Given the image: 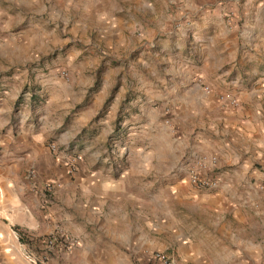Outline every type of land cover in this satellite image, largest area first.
<instances>
[{
  "label": "crops",
  "instance_id": "obj_1",
  "mask_svg": "<svg viewBox=\"0 0 264 264\" xmlns=\"http://www.w3.org/2000/svg\"><path fill=\"white\" fill-rule=\"evenodd\" d=\"M240 1L247 24H264V0ZM59 2L75 17L70 20L98 30L101 37H95V45L113 59L116 52L120 55V50L131 48L132 39L124 30L132 25L147 26L152 23L151 15L157 14L150 0ZM216 3L219 12L204 14L205 26H212L206 36L171 37L173 40L165 42L152 37V45L161 52L166 50L156 57L160 67L156 80L164 76L171 82L169 86L161 80V85L140 87L150 94L152 103L171 102L184 109L196 106L199 92H206L204 85L212 77L238 73L240 106L233 108L216 100L224 112L218 117L220 122L203 126L192 109L181 115L176 112L177 130L196 133L197 139L189 146H196L200 154L218 157V186L203 191L186 179L176 182L174 198L179 209L172 219L164 207L166 201L151 194L149 188L164 185L166 171L187 154L189 146L169 151L150 147V139L164 140L170 134L165 128H154L160 117L157 108L148 111L143 105L140 113H130L125 120L134 143L122 171L114 172L104 158L115 111L99 120L96 133L86 140L90 158L80 161L70 174L69 162L53 152L56 142L50 143L55 127L53 99L64 108L57 120L61 125L70 109L83 101L89 85L82 88L83 96L78 99L67 86L53 81L62 92H50L47 104L38 108L31 104L17 111L23 80L15 74L14 82L5 86L1 76L0 264H31L23 250L36 256L37 264H160L153 257L154 250L167 251L174 264H264V191L260 189L264 181V37H233L227 27L214 29L226 6ZM161 24L157 17L153 25ZM186 41L188 51L183 49ZM140 60L143 67L151 66L144 56ZM0 70H5L3 62ZM113 73L117 71L109 67L107 75ZM105 88L98 90L99 98L105 95ZM35 109L42 113L37 116ZM85 112L75 113L74 128L87 126ZM141 135L145 138L138 142ZM57 141L64 143L62 137ZM98 160L102 164L93 167ZM160 178L163 181L158 183ZM16 229L28 239L16 237ZM59 231L74 239L70 250L45 245L46 238Z\"/></svg>",
  "mask_w": 264,
  "mask_h": 264
},
{
  "label": "rangeland",
  "instance_id": "obj_2",
  "mask_svg": "<svg viewBox=\"0 0 264 264\" xmlns=\"http://www.w3.org/2000/svg\"><path fill=\"white\" fill-rule=\"evenodd\" d=\"M150 1L157 8L156 16L151 15L152 23L156 24L157 17H159L162 24L155 26L151 23L143 27L138 24L125 29V36L132 39L131 48L126 51L120 50L122 53L120 55L116 52V59L98 50V46L95 45V37H101L98 35V30L85 27L79 21L70 20V17H75L65 12V8L62 7L59 0L0 1V63L3 62L5 65V70H0V78L4 76L5 86L9 82H14L13 75L15 74L23 80L21 81L22 89L15 105L17 111H20L19 108L22 110L28 108L31 104L38 108V105L47 104L50 92H55V90L62 92L60 85L53 81L67 86L71 96L74 94L78 99L83 96L82 88L89 85L83 101L70 109L67 117L61 120V125L57 120L62 117L61 112L64 108L56 98L53 99L52 114L54 118L52 121H54L55 127L51 132L53 134L50 143L56 142L58 147L53 152L69 162V166L73 163L74 171L80 161L87 157L90 158L88 152L86 153L87 145L90 142L86 140L96 133L97 128L101 125L99 120L108 118L111 112L116 111V118L112 123H115V126L113 132L108 136L104 158L114 172L115 170L120 172L125 168L129 147L134 143L131 129L125 120L131 117L130 113L134 115L140 113L143 105L148 111L155 108L159 110V121L156 122L157 126L154 128H165L170 133L164 140L150 139L152 142L149 144L150 147L153 149L166 148V151H169L180 150L197 139L195 132L188 134L183 130H177L176 124L178 123L173 120L176 112L181 115L184 114L183 110L188 109L185 113H189V109H192L190 111L197 114L195 118L198 123L203 126L210 123L213 125L215 122H220L218 117L223 112L216 102V100H220L221 94L231 93L241 103L239 88L236 87L238 73L215 75L212 77L213 79L208 80L207 84L212 90L211 92L201 90L195 107H184L183 109L180 105H173L171 102L164 105L152 103V100H149L150 94L148 95L140 87L143 84L161 85V80H166V83L163 82L164 86H169L171 82L164 76L160 81L156 80L157 71H160L159 59L156 57L157 55L162 56L166 50L161 52L159 46L152 45V37H161L162 42H165L167 39L173 40L171 37L206 36V33L209 32L208 28L212 26L209 24L205 26L204 14L219 12L216 9V2H220L221 6H226L219 18L220 22L215 23L216 28L214 29L227 27L232 30L229 34H232L233 37L235 34L238 37H264V24L258 26L247 24L240 13L244 3L240 0ZM238 6L239 9L236 8ZM54 16L57 18L53 19ZM251 20L253 19L251 18ZM140 37L144 38L140 40ZM146 39H149L147 43H143ZM141 43L142 45H140ZM183 45L184 51H188L190 46L188 41ZM142 56L150 62L151 66H142L140 60ZM109 67H113L117 74L113 73L111 77L108 76ZM252 68L259 69L254 65ZM154 72L156 75L153 74ZM103 86L106 87L105 95L99 98L98 90ZM93 100L96 101L94 107L91 105L94 103ZM82 105V110H86L87 126L74 128L73 125H77L75 120L77 114L75 113L82 111L79 110ZM36 111L37 109L34 111L37 116L42 113V110ZM214 116L217 117L213 119ZM61 137L64 139L63 144H59L57 141ZM138 138V142H142L145 137L141 135ZM188 150L186 155L166 171L164 185H161L160 182L163 180L160 178L159 185L152 184L149 188L151 194H156L160 199L166 201L164 207L166 212L170 213L171 219L176 216L175 213L179 209L174 198L176 182H184L186 179L199 190H213L199 188L190 182L189 168L201 151H198L196 146H189ZM101 164V161H95L93 167L98 168ZM74 171L69 170V173L72 174ZM49 186L52 187V183ZM16 231H18L20 239H28L23 231L20 229H16ZM59 233H64L73 239L63 231H59ZM27 242L29 241L27 240ZM61 244L59 241L56 247ZM153 252H162L171 257L167 251L154 250Z\"/></svg>",
  "mask_w": 264,
  "mask_h": 264
},
{
  "label": "built area",
  "instance_id": "obj_3",
  "mask_svg": "<svg viewBox=\"0 0 264 264\" xmlns=\"http://www.w3.org/2000/svg\"><path fill=\"white\" fill-rule=\"evenodd\" d=\"M204 89L206 92H211L212 88L210 85H204ZM220 100L229 106L238 107L240 105L239 99L231 94V93H223L220 96ZM56 149V145H53ZM217 163L218 157L213 154H200L197 156L196 160L194 161L193 165L189 168V180L195 186L199 188H207V189H214L218 186V177H217ZM74 164H70V171H74ZM260 189L264 191V183L260 184ZM16 237L19 238L18 231L15 230ZM61 241V247L67 250H70L73 246L75 241L67 237L64 233H57L52 234L45 240V245L49 248H55L58 245V242ZM23 254L25 258L31 264H37L38 258L31 253L23 250ZM153 257L160 261V264H174L173 259L162 252H155L153 253Z\"/></svg>",
  "mask_w": 264,
  "mask_h": 264
}]
</instances>
